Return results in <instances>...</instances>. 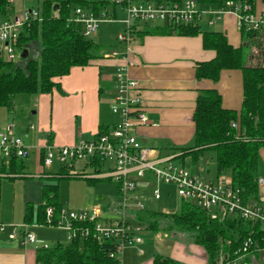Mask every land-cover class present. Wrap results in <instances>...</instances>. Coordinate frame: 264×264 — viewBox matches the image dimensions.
<instances>
[{
	"label": "crops",
	"instance_id": "crops-1",
	"mask_svg": "<svg viewBox=\"0 0 264 264\" xmlns=\"http://www.w3.org/2000/svg\"><path fill=\"white\" fill-rule=\"evenodd\" d=\"M109 1L111 10H104V15L117 20L119 11L124 13L122 6L116 0ZM200 7L206 8L203 5ZM254 16L262 23L260 34L264 45V4L260 0H255ZM215 17V22L212 17H208V20H204L205 25L200 27L203 21L201 18L196 24L199 34L191 37L151 35L146 32L161 27L162 24L150 23L148 29L142 24H136L135 39L128 51L123 46L112 50L102 47V59L95 60L84 68L71 69L69 74L59 81L60 91L32 95L33 110L29 109L28 118L24 112L29 102L26 97L30 95L16 98L21 102L18 105V119L15 118L10 127L31 153L22 170L25 174L11 173L9 160L4 164L0 159L5 169L4 172L0 171V226H3L0 231V264H36L37 251L42 246L50 248L60 244L54 234L47 233L40 227L49 226L46 217L45 224L37 223V209L43 203V188L54 184L47 174L57 172L43 168L41 148L45 145L70 146L78 140L91 139L100 129H110L118 124L119 117L111 111L119 87L117 70H123L124 75L135 81L138 86L142 113L146 118V124L137 125L134 130L139 144L154 151L155 158L174 156L177 163L187 169V165L189 168L196 165L190 157L181 159L180 153L169 149L191 144L194 132L192 114L199 91H217L221 106L225 110L238 112L242 103L241 71L224 70L216 82L195 79L196 64L210 61L214 57L213 51L203 49L200 33H220L233 48H239L243 44L238 19L233 13ZM97 33L91 37H96ZM114 52L117 53L116 56H113ZM75 169H81V166L76 165ZM85 171L92 173L93 169L89 167ZM205 172H208L207 169L200 170V173ZM258 175L264 176V149L259 153ZM3 180H8L11 184L2 185ZM216 180H219L217 176ZM29 206L32 207V212L27 216ZM11 226L16 228L19 239H9ZM23 233L31 234L38 246H23L20 242ZM135 236L139 238L138 234ZM178 237L177 240L176 237L171 238L173 240L163 237L169 241L163 238L155 239L152 247L148 243L143 244L140 238L139 244L126 246L122 250L118 255L119 262L152 264L153 257L159 255L179 264H207L205 251L193 243V237L189 243H185L181 236ZM65 238L67 239L66 235ZM247 259L243 264H264V260L258 257Z\"/></svg>",
	"mask_w": 264,
	"mask_h": 264
},
{
	"label": "trees",
	"instance_id": "trees-1",
	"mask_svg": "<svg viewBox=\"0 0 264 264\" xmlns=\"http://www.w3.org/2000/svg\"><path fill=\"white\" fill-rule=\"evenodd\" d=\"M206 8L221 9L226 2L248 4L254 14L255 0H197ZM264 4V0H260ZM58 9L53 11V6ZM110 7L109 0H41L37 11L38 18L25 22L18 34L15 51L20 53L17 62H8L0 56V108L9 109L10 101L18 96L51 94L60 91L59 81L73 68H84L95 60L102 59V46L96 45L83 35L81 24L74 22L75 10L92 12L97 18ZM10 0H0V18L9 22L12 10ZM26 10V9H25ZM148 29L149 24H143ZM243 44L239 48L230 46L224 35L205 31L200 33L202 47L214 52V57L207 62L197 63L196 80L216 82L224 70H239L242 74V103L238 112L225 110L221 98L215 90L199 91L192 114L193 137L191 144L185 147H171L169 150L180 153V158L190 157L193 164L205 154L214 157L215 172L218 178L229 179L243 196V200H259L257 181L259 153L264 149V45L261 29L246 31L239 28ZM151 35H177L191 37L199 34L196 25L167 26L162 24ZM136 34V31L134 32ZM26 51L28 57L21 58ZM32 53L36 54L33 58ZM237 123L239 129H231V123ZM109 128L100 129L95 136L108 132ZM43 152L41 151V164ZM11 173L25 174V160L11 158ZM82 167V166H81ZM93 172L100 169L96 161L84 166ZM1 172L4 165L1 164ZM75 166L63 165L55 174H47L55 181L43 188V203L38 207L37 223L45 224V210H53L52 225L58 220L62 210L58 201V181L63 178L86 180L88 185L108 180H96L81 177ZM45 174V173H44ZM118 193L119 192V188ZM32 207L27 208V216ZM159 216L169 220L170 226L164 231L176 230L190 233L193 243L201 247L207 256V264H216L221 250L230 254L240 246L242 223L236 220L217 222L196 205L182 202L179 212L162 214L139 210L134 213L138 226L148 231H158ZM76 236L66 245L41 248L37 251L36 264H120L114 248L115 239L97 241L93 238L94 224L75 223ZM89 231L87 237L81 232ZM259 235V246L264 248V237ZM264 235V234H262ZM230 240L232 245H227ZM257 257V255L255 256ZM244 260H248L245 258ZM152 264H179L159 255L153 257Z\"/></svg>",
	"mask_w": 264,
	"mask_h": 264
},
{
	"label": "built area",
	"instance_id": "built-area-1",
	"mask_svg": "<svg viewBox=\"0 0 264 264\" xmlns=\"http://www.w3.org/2000/svg\"><path fill=\"white\" fill-rule=\"evenodd\" d=\"M122 6L126 19L121 22L125 26L124 33L117 36L118 43L122 44L126 51L129 50L135 39V25L150 24L153 21H161L167 26H189L196 25L203 15L208 17L218 16L224 13H233L238 19L239 28L244 27L246 31L257 30L261 26V21L251 12L248 4H235L226 2L224 7L218 10L212 8L202 9L197 0H185L183 2H160L158 0H116ZM108 18L104 15L103 18ZM38 18V13L24 10L21 15L9 22L0 23V56L8 62H17L20 59L15 51V46L19 31L22 25L29 19ZM100 18L92 12L75 10L74 22L81 24L83 35L88 38L97 33ZM116 21V20H115ZM119 23V22H117ZM117 53L114 52L113 56ZM123 70H117V80L119 87L115 97V103L111 108L113 114L119 117V122L108 132L99 136H93L89 140H78L73 145L65 147H53L45 145L41 148L43 152L42 166L51 169L53 161L59 165L84 166L92 162H98L101 167L94 173H81V177L96 180H108L114 183L120 194L125 196L126 192H134L137 187L136 180L153 181L156 186L164 185L173 187L176 196L184 203L190 200L200 208L210 220L224 222L236 220L242 223L240 246L229 255L220 251L216 264H243L245 258L255 257L264 260V248L259 246V235L264 234V208H260V199L245 202L240 191L232 185L229 179L219 178L215 184L206 182L204 179L194 175L190 170L182 166L174 165L176 158L167 156L155 158L154 151L142 147L134 130L137 125L146 124V118L142 113V102L138 96V86L133 80H129ZM125 76V77H124ZM231 129H239L237 123L230 125ZM30 149L27 148L22 139L12 132L11 127L5 133L0 132V159L5 164L11 158L26 160L30 156ZM110 161L108 171L102 172L104 161ZM163 166L162 169L159 167ZM1 169V163H0ZM0 176H2L0 174ZM258 187H264V180L258 179ZM260 198V197H259ZM152 199H161L160 191L157 187L152 193ZM139 210L144 207L137 202ZM53 210H45L46 223L51 226ZM102 220V211L99 207L91 209V215L85 213L61 210L55 227H59L67 232L68 242L75 238V223H93V238L97 241L104 239H115L114 246L119 255L126 246L139 244L140 238L135 236L139 229L120 221ZM12 227L10 240L19 239L16 228ZM3 226H0V231ZM82 236L89 235L88 230L81 232ZM260 237H264V235ZM256 235V236H255ZM23 246H38V242L31 234L20 237ZM227 245H232L228 240ZM41 248L46 249L47 246ZM256 257V258H257Z\"/></svg>",
	"mask_w": 264,
	"mask_h": 264
},
{
	"label": "rangeland",
	"instance_id": "rangeland-1",
	"mask_svg": "<svg viewBox=\"0 0 264 264\" xmlns=\"http://www.w3.org/2000/svg\"><path fill=\"white\" fill-rule=\"evenodd\" d=\"M40 1L41 0H13V8L11 10L10 17L14 18L21 15L25 9L37 12L39 9ZM107 10H111V7H108ZM103 16L104 11L99 19L100 23L98 25L97 36L88 37L87 39L96 45L106 48V50H112V48L115 47L121 48L122 44L118 43L116 38L119 34L124 33L125 26L119 23L117 24V22H122L126 19L125 13L119 11L117 20L109 17L103 18ZM201 18L203 19V21L200 27L205 25L204 20L207 19L208 16L203 15ZM215 19L216 17L212 16L213 22H215ZM1 21H3L2 18H0V22ZM151 23L155 25L163 24L161 21H153ZM136 24L141 25L139 23ZM19 54L20 53H18V55ZM16 98L17 97L10 101L9 109L0 108L1 133H5L6 128L14 124L15 118L18 119V105L21 102L20 99ZM28 98L29 102L26 105V110L24 112L26 118L30 116L29 109L33 110L34 97L27 96L26 99ZM26 161H28V159ZM173 163L175 166L179 165L176 160ZM110 164L111 163L109 160L104 161L102 172L108 171ZM60 167L61 165L53 161V166L50 170L52 172H54L55 170L58 172ZM187 167L194 175L200 176V178L204 179L206 182L213 184L216 183L217 180L215 173V161L212 154L205 153L198 160L195 166L189 168L190 166L187 165ZM159 168L162 169L163 166H160ZM206 169L208 171L207 173H200V170L204 171ZM259 178L261 180H264V176L260 175ZM136 183V190L134 192H126L125 196H123L122 194L118 193V189L116 190V185L111 181H101L95 183L94 185H88L87 181L83 179L71 177L63 178L58 181V201L61 205L62 210H69L76 213H85L87 216L91 215L92 208L99 207L102 211V220L100 222L106 220L120 221L123 219L126 223L132 225L134 228L139 229L136 234H138L139 238H141L143 244L148 243V245L150 244L149 246L151 247L153 240L163 238L164 236H166L169 240L174 237H176L177 240L179 238L178 236H181L182 240L185 243H189L192 240V234L190 233H180L176 230L164 231L170 226V222L163 216H159L160 219L158 223V231H148L144 227L137 225L134 219V213L139 211L136 205L137 202L140 203L144 207V210L147 212L174 214L179 212L182 201L176 196L173 187L164 185L156 186L155 182L153 181H143L139 179L136 180ZM1 184L10 185L11 182H9L8 180H3ZM156 187L161 194V199L159 201H154L152 199V193L156 189ZM259 197V207L264 208V187L261 188ZM186 203L195 206V202L192 200ZM40 227L43 228L47 233L54 234L55 237L58 238L60 244L65 245L67 243V239L65 238V235L67 237V232L63 229L47 225H41ZM168 239L165 238L164 240L166 241Z\"/></svg>",
	"mask_w": 264,
	"mask_h": 264
},
{
	"label": "water",
	"instance_id": "water-1",
	"mask_svg": "<svg viewBox=\"0 0 264 264\" xmlns=\"http://www.w3.org/2000/svg\"><path fill=\"white\" fill-rule=\"evenodd\" d=\"M57 9H58V6L57 5H54L53 6V11H56ZM27 57H28L27 52L26 51L22 52L21 58L22 59H26ZM31 57L35 58L36 57V54L32 53V56Z\"/></svg>",
	"mask_w": 264,
	"mask_h": 264
}]
</instances>
